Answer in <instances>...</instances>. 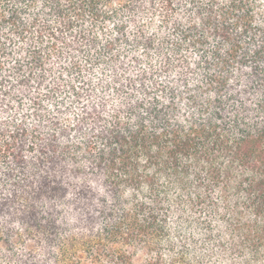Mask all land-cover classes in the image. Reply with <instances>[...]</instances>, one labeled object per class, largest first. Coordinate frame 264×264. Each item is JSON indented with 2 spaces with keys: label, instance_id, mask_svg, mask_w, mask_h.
Instances as JSON below:
<instances>
[{
  "label": "trees",
  "instance_id": "16d2710c",
  "mask_svg": "<svg viewBox=\"0 0 264 264\" xmlns=\"http://www.w3.org/2000/svg\"><path fill=\"white\" fill-rule=\"evenodd\" d=\"M0 264H264V0H0Z\"/></svg>",
  "mask_w": 264,
  "mask_h": 264
}]
</instances>
